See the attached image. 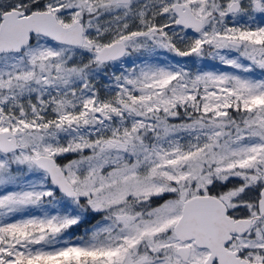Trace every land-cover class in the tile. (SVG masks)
Here are the masks:
<instances>
[{
    "label": "snow or ice",
    "instance_id": "6c2138e0",
    "mask_svg": "<svg viewBox=\"0 0 264 264\" xmlns=\"http://www.w3.org/2000/svg\"><path fill=\"white\" fill-rule=\"evenodd\" d=\"M0 264H264V0H0Z\"/></svg>",
    "mask_w": 264,
    "mask_h": 264
}]
</instances>
